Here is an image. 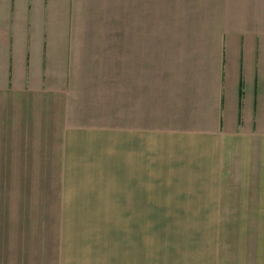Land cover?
<instances>
[{
	"label": "rangeland",
	"instance_id": "1",
	"mask_svg": "<svg viewBox=\"0 0 264 264\" xmlns=\"http://www.w3.org/2000/svg\"><path fill=\"white\" fill-rule=\"evenodd\" d=\"M0 29L4 37L12 35L21 50L27 41L33 49L44 42L53 76L60 78L52 88L68 93L66 105L61 104L64 96L51 105L52 97L47 103L42 94L21 95L19 105L5 112L0 239L12 255L5 256V264H60L59 133L65 122L123 125L121 77L127 43L142 42L153 47L155 55L157 48L163 54L172 42L183 44L190 37L191 46L210 47L227 37L230 54L238 52L244 100L252 106L257 98L264 114V0H0ZM86 75L97 80L85 82ZM66 108L68 121L63 120ZM78 112L88 118L75 120ZM83 196L87 203H82ZM67 197L72 218L66 225L64 264H82L77 245L83 236L90 237L83 230L82 209L85 205L91 210L96 195ZM114 197L116 214L113 207L102 226L105 237L100 238L97 255L84 264H178L175 250L188 246L190 237L180 215L179 195H146V206L138 202L131 205L135 210H125L126 225L118 206L123 195ZM225 197L229 215L242 213H237L238 222L227 240L240 253L233 254L229 264H240V256L244 264H264V195ZM140 215L144 221H133ZM99 223L94 224L96 234ZM194 227L191 240L203 263L213 251L207 244L211 232L201 230L203 225ZM113 232L116 236L107 237Z\"/></svg>",
	"mask_w": 264,
	"mask_h": 264
},
{
	"label": "crops",
	"instance_id": "2",
	"mask_svg": "<svg viewBox=\"0 0 264 264\" xmlns=\"http://www.w3.org/2000/svg\"><path fill=\"white\" fill-rule=\"evenodd\" d=\"M4 34L0 29L1 160L5 112L19 105L21 95L42 94L45 102L52 97L51 105L57 103V96H64L61 104L66 105L68 97L66 89L52 88L59 85L60 78L53 76L44 42L33 49L27 41L21 50L12 35ZM188 39L178 45L172 42L171 49L163 54H158L157 48L155 55L153 47L142 42L127 43L121 77L122 126L84 122L63 125L59 133L60 264L66 259V225L68 217L72 218L67 195H96L92 209L85 205L82 209L83 230L91 237L82 235L77 245L82 264L97 255L100 238L105 237L102 226L113 207L116 214L115 195H123L118 206H122L124 225L125 210H135L131 205L138 202L146 206V195H179L180 215L185 217L190 237L188 246L175 250L178 264H229L235 259L233 254L240 253L227 241L240 211L228 214L225 195H264V114L257 98L252 106L246 103L244 91L241 102L243 79L236 63L238 52L230 54L227 37L211 47L191 46V37ZM88 76L83 77L85 82L97 80ZM62 112L63 120L68 121V109ZM81 115L73 116L78 121L88 118L85 113ZM85 200L87 203V196L82 203ZM144 219L140 215L133 221ZM96 222H100L97 234ZM194 225H203L201 230L211 232L207 244L213 245V251L203 263L198 261L195 239L191 240ZM112 236L115 232L107 234L110 239ZM7 255L11 252L5 251L0 239V264H5ZM238 262L244 264V257Z\"/></svg>",
	"mask_w": 264,
	"mask_h": 264
},
{
	"label": "trees",
	"instance_id": "3",
	"mask_svg": "<svg viewBox=\"0 0 264 264\" xmlns=\"http://www.w3.org/2000/svg\"><path fill=\"white\" fill-rule=\"evenodd\" d=\"M242 97H243V90H242V87H241V91H240L241 102H242Z\"/></svg>",
	"mask_w": 264,
	"mask_h": 264
}]
</instances>
